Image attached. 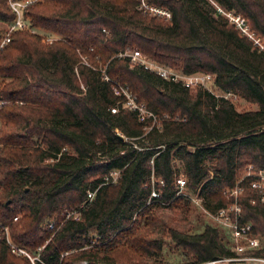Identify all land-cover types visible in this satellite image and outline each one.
Segmentation results:
<instances>
[{"label":"trees","instance_id":"obj_1","mask_svg":"<svg viewBox=\"0 0 264 264\" xmlns=\"http://www.w3.org/2000/svg\"><path fill=\"white\" fill-rule=\"evenodd\" d=\"M147 2L171 19L148 15L139 0L23 7L28 27L11 31L0 48V264H31L19 250L39 253L37 264L160 256L164 243L149 238L162 226L159 211L191 205L179 176L209 212L236 202L238 221L250 223L264 246V207L251 203L248 189L236 201L228 195L247 165L264 169V50L224 15H240L264 43V0ZM15 20L9 1L0 0V22ZM34 30L59 39L42 43ZM5 36L0 30V42ZM133 50L186 75L210 74L223 95L257 109L240 112L204 86L164 80L121 55ZM116 84L155 120L140 122L115 95ZM68 208L80 210L79 220L59 216ZM223 230L214 223L165 233L186 264H202L236 256ZM254 253L264 256V247Z\"/></svg>","mask_w":264,"mask_h":264},{"label":"built area","instance_id":"obj_2","mask_svg":"<svg viewBox=\"0 0 264 264\" xmlns=\"http://www.w3.org/2000/svg\"><path fill=\"white\" fill-rule=\"evenodd\" d=\"M11 9L16 14V20L12 25H8L6 36L0 42V48H2L8 41V35L11 31L15 29H22L28 27L27 23L22 19V9L28 4L31 0L24 1H15L8 0ZM138 8L143 12L147 13L150 16H157L163 20H170V12L162 7L151 5L147 0H139ZM226 18L231 24H233L243 35L251 39L254 45L259 47V50H264V43L250 31L248 24L245 19L240 15L234 14L232 12L224 13ZM43 42L46 44H51L55 41V38L45 37L42 38ZM127 56L130 59L131 64H137L143 66L145 69H148L159 77L167 81L181 82L183 86L187 88H194L197 86H204L212 82V75L205 73H195L186 75L183 74L180 70L173 67L160 64L138 50H133L121 54ZM106 80L108 78L106 77ZM115 95L122 96L124 98L123 106L128 108L131 111L136 112L140 122L145 121L147 118H152L155 120L153 114L149 112L142 102H137L135 97H133L127 87L120 85H115L113 87ZM228 95V94H226ZM226 95H221L225 96ZM3 101H0V106L3 105ZM111 112H116V108H112ZM119 175V171L111 172L113 180H116ZM105 180H108L105 178ZM176 184L179 188L180 193H184L185 178L179 176L176 179ZM246 189L254 193V197L251 198L252 204H260L264 207V169L257 168L252 164H249L245 167L244 172L237 180L235 186L228 191V195L233 197L236 201ZM185 194V193H184ZM156 194L153 192L152 196ZM94 197V192L89 191L87 193V202H90ZM189 198L199 206L202 211L217 225L228 230L231 234L233 242L235 244L236 256L233 258L221 259L217 261H226L230 264H264V258L255 255V250L260 248L259 239L251 233L252 227L250 223H240L238 221V216L240 215L241 208L235 202V204L227 207L220 208L216 212L207 211L202 205V199L196 193L195 196H190ZM82 208L84 205L81 206ZM72 213V214H71ZM66 212V218L72 217L74 220H79L80 210H75L73 212ZM15 217L14 219H16ZM52 227V225H50ZM14 252L15 250L12 249ZM20 253L24 251L19 250ZM27 255V254H26Z\"/></svg>","mask_w":264,"mask_h":264},{"label":"rangeland","instance_id":"obj_3","mask_svg":"<svg viewBox=\"0 0 264 264\" xmlns=\"http://www.w3.org/2000/svg\"><path fill=\"white\" fill-rule=\"evenodd\" d=\"M8 25L6 23L0 22V30L1 31H7ZM34 33H37L41 35L42 38L45 37H51L55 38V40H58L59 37L56 35H45L40 30H34L32 31ZM42 43L43 40H41ZM46 44V43H45ZM83 60H86V56H82ZM205 87L210 90L213 94L216 96H221L222 92L213 86L212 82L205 85ZM227 98H229L233 104L235 105L236 109L240 112L249 111V110H256L257 106L255 104L249 103L239 96H231L226 95ZM176 165L179 167L180 164L178 161L175 162ZM244 172V171H243ZM184 193L189 194L190 196H195L196 192L192 193L189 191L183 190ZM191 205L189 207V211L185 208L180 207H167L162 208L159 211V216L161 219V225L159 226L157 231H155L153 234L151 233L149 238H160L162 242L164 243L162 254L160 256H136V258L139 259L138 264H186L187 260L181 255L182 251L175 249L173 246V243L168 236L167 233H165V230L167 228L179 231V232H188V233H196L200 232L204 229L206 225L214 224V222L202 211V209L197 206L190 198ZM76 209L68 208L64 209L63 212L60 213V217L65 214L66 212H73ZM72 214V213H71ZM7 230V229H5ZM225 237L230 240V242H233V239L231 237V234L228 230H223ZM262 244L260 243V248H263ZM12 249L15 250V246H11ZM23 251V250H22ZM40 251V248L38 249V252ZM13 253V251H11ZM24 253H21L22 255L26 256L27 259L31 264H37L36 261L38 260L39 253L35 254V256H32L31 254H28L26 251ZM27 254V255H26ZM264 254V253H262ZM124 257L125 255L122 254ZM264 258V256H262ZM126 260V258L124 259ZM226 261H211V262H205L202 264H226ZM74 264H85V261H81ZM116 264H129V263H116Z\"/></svg>","mask_w":264,"mask_h":264}]
</instances>
